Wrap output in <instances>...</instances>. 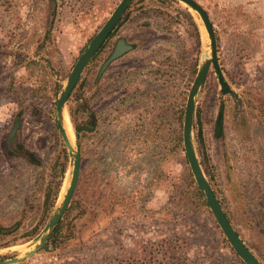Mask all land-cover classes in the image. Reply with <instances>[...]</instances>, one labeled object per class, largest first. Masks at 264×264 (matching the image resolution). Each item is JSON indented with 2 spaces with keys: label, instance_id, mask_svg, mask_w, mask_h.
Instances as JSON below:
<instances>
[{
  "label": "rangeland",
  "instance_id": "374dc122",
  "mask_svg": "<svg viewBox=\"0 0 264 264\" xmlns=\"http://www.w3.org/2000/svg\"><path fill=\"white\" fill-rule=\"evenodd\" d=\"M196 1L213 24L231 92L212 69L196 97L194 146L232 225L264 264V0ZM120 2L0 0V261L139 264L162 260L166 249L169 264H242L195 196L183 125L208 39L200 15L176 0H133L130 20L84 71L66 109L82 159L71 212L55 239L24 259L72 175L52 132L57 100ZM120 38L136 49L100 75ZM17 119L16 144L41 166L8 151ZM61 143L68 167L56 207L43 215L37 181L59 178Z\"/></svg>",
  "mask_w": 264,
  "mask_h": 264
},
{
  "label": "water",
  "instance_id": "95a60500",
  "mask_svg": "<svg viewBox=\"0 0 264 264\" xmlns=\"http://www.w3.org/2000/svg\"><path fill=\"white\" fill-rule=\"evenodd\" d=\"M176 1L185 4L190 9H192L193 11H195L200 15L208 39L206 46L207 52L203 56V59L201 61L202 65L198 71V74L189 92L186 111H185L184 125H183V143H184L185 153L190 165V169L197 183L199 191L204 197L208 207L210 208L218 225L220 226L225 238L228 240L229 244L231 245L232 249L237 254V256L245 264H263L250 250V248L245 244V242L242 240V238L240 237V235L232 225L220 200L218 199L214 189L212 188L203 170L202 164L199 160L197 151L194 146L193 129H194L195 108H196V97L199 91L201 90V88L205 85L207 78L212 69L215 71V74L217 75L223 93H230L231 90L220 65L217 38L213 24L209 18L208 13L204 9V7L196 0H176ZM131 2L132 0H121V2L118 4L116 9L110 16V18L102 26L100 31L94 36V38L91 40L89 45L84 49L83 53L79 56L75 66L72 69L71 74L68 77V81L63 92L61 93L59 99L57 100L56 124L61 139L69 152L70 164L72 167V175L60 208L50 218L48 224L44 229V234L37 238L36 241H39V244L35 246V250L28 252L24 259L34 256L38 250L47 247V242L50 236L55 232L56 227L67 213L70 204L73 200V197L76 193L81 175V160H82L81 150L78 141H76L75 148L72 146L70 142V138L63 124L64 112L67 109V103L72 93L74 92L75 88L80 82L81 77L84 71L86 70V68L88 67V65L94 59L96 54L100 51V49L108 40L110 35L118 28V26L121 23H123L126 20L127 18L126 12L129 9ZM131 50H132V46L126 44V41L124 39H120L117 42L113 53L104 63L101 69V73H103L110 66L111 63H113L114 61H116L117 59H119L120 57H122L124 54H126ZM221 117L222 116L220 115L219 118L220 120ZM19 124L20 121L17 120L10 135L11 144L16 135ZM22 260L23 259H19V258H14L11 260H1L0 264H18Z\"/></svg>",
  "mask_w": 264,
  "mask_h": 264
},
{
  "label": "trees",
  "instance_id": "16d2710c",
  "mask_svg": "<svg viewBox=\"0 0 264 264\" xmlns=\"http://www.w3.org/2000/svg\"><path fill=\"white\" fill-rule=\"evenodd\" d=\"M106 44L101 48V50L98 52V54L96 55L94 60L97 59L98 56L102 53V51L106 48ZM70 115H71V117L73 119V117H74L73 116V108H70ZM75 127H76V134L79 137V134H80L79 127L77 125ZM52 132L54 133L56 140L60 141L61 139H60L58 128H57L56 124L53 125ZM62 146H63V153H64V156H65V161H64L63 165L61 163V167H62L61 170L62 171H61L60 176L57 179V181L56 180H52V181L46 183V180H45L44 177H42L41 179H38V181H37L38 189H37V191L35 193V201H36L37 207L39 209V211H37V213L41 211L43 215L53 212L54 208L57 205V201L59 199L60 192H61V189H62V186H63L65 173H66L67 167H68L69 156H68V152L64 148L63 144H62ZM7 148H8V151L10 153L14 154L15 156H17L19 158L24 159L25 164H28L29 166H34L36 168V167L42 165V162L39 159H37L36 156L33 153L27 151L26 148L23 145L15 143V145L13 147H10L9 144H8ZM193 183H194V181H193ZM195 196L201 202H203L204 205H207L206 202H204V197L202 196V194L199 191L198 187L195 188ZM72 205H73V203H71L66 215L60 221L59 225L56 227L55 232L52 235L51 239H55L57 234L60 232V230L62 228V224H63L65 218L71 212ZM226 214L228 216L227 212H226ZM5 231H6L5 228L0 226V235L4 234ZM168 253H169V251L165 249L163 251V256L164 257H163L162 260H160L159 258L157 259V258L152 257V259L144 260V261L140 262L139 264H169V261L166 259L167 258L166 254H168ZM111 263L117 264V260H114ZM241 263L244 264L243 262H241Z\"/></svg>",
  "mask_w": 264,
  "mask_h": 264
},
{
  "label": "flooded vegetation",
  "instance_id": "af4514ba",
  "mask_svg": "<svg viewBox=\"0 0 264 264\" xmlns=\"http://www.w3.org/2000/svg\"><path fill=\"white\" fill-rule=\"evenodd\" d=\"M132 3H133V0H132V2H131V5H132ZM131 5H130L129 9H128L127 12H126V14H127V18H126V20L118 26V28H117V29L111 34L112 36L110 35V37L108 38V40L105 42V44L107 43L106 46L108 45V43H109V41L111 40V38L115 35V33L117 32V30L119 29V27H121L123 24H125L127 21L130 20V10H131ZM120 39H124V38H120ZM120 39H118L117 42H118ZM124 40L126 41V44L132 46V50L129 51V52H127L126 54H124L122 57L126 56L127 54H129L130 52H132V51H134V50L136 49V47H135L133 44H130L129 42H127L126 39H124ZM117 42L115 43V46L112 48V52H111V54L113 53V51H114V49H115V47H116ZM105 44H104V45H105ZM104 45H103V46H104ZM103 46H102V47H103ZM100 50H101V49H100ZM97 54H98V53H97ZM97 54H96V55H97ZM111 54L109 55V57L111 56ZM95 57H96V56H95ZM95 57H94V58H95ZM109 57H108V58H109ZM122 57H120L119 59H121ZM108 58H107V59H108ZM107 59H106V60H107ZM119 59H117L116 61H118ZM93 60H94V59H93ZM93 60L91 61V63L93 62ZM106 60H105V62H106ZM116 61H114V62H116ZM105 62H104V63H105ZM114 62H113V63H114ZM91 63H90V64H91ZM104 63H103V65H104ZM113 63H111L110 66H111ZM90 64H89V65H90ZM89 65H88V66H89ZM103 65H102V67H103ZM110 66H109V67H110ZM102 67H101V69H102ZM109 67H108V68H109ZM108 68H107L103 73H101V71H100V75H103V74L108 70ZM81 78H82V77H81ZM78 84H79V83H78ZM77 86H78V85H77ZM76 88H77V87H76ZM76 88H75V89H76ZM74 91H75V90H74ZM73 93H74V92H73ZM73 93H72V94H73ZM71 97H72V95H71ZM71 97H70V99H71ZM70 99H69V101H70ZM69 101H68V103H69ZM68 103H67V104H68ZM17 120H19V119H17ZM17 120H16V121H17ZM19 121H20V120H19ZM15 124H16V123H15ZM19 126H20V124H19ZM18 128H19V127H18ZM219 128H220V129L222 128L221 121H219ZM17 131H18V130H17ZM15 136H16V135H15ZM14 142H15V137H14V139H13L12 144L10 143V139H9V146H10V147H13V146L15 145V143H16V142H15V143H14ZM65 148H66V147H65ZM66 149H67V148H66ZM72 201H73V200H72ZM71 203H72V202H71ZM70 205H71V204H70ZM65 215H66V214H65ZM63 218H64V217H63ZM58 225H59V224H58Z\"/></svg>",
  "mask_w": 264,
  "mask_h": 264
},
{
  "label": "bare ground",
  "instance_id": "6f19581e",
  "mask_svg": "<svg viewBox=\"0 0 264 264\" xmlns=\"http://www.w3.org/2000/svg\"><path fill=\"white\" fill-rule=\"evenodd\" d=\"M64 128L70 138V142L72 146L75 148L76 147V134H75V129L72 124V121L70 120L69 114L67 111L64 112V120H63Z\"/></svg>",
  "mask_w": 264,
  "mask_h": 264
}]
</instances>
